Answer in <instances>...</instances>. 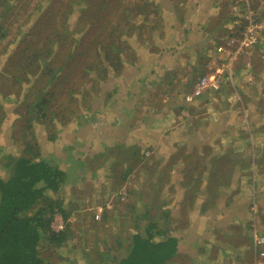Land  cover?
I'll return each mask as SVG.
<instances>
[{
	"label": "rangeland",
	"instance_id": "rangeland-1",
	"mask_svg": "<svg viewBox=\"0 0 264 264\" xmlns=\"http://www.w3.org/2000/svg\"><path fill=\"white\" fill-rule=\"evenodd\" d=\"M191 1L119 0L116 3L115 0H0V156L7 153L21 154L27 141L39 143L40 147L46 148L50 142L49 136L66 132V126L75 122L79 125L75 126L76 131H72L73 137L87 129H90L88 131L92 137L88 145L93 154L89 153L90 156H84L82 160L76 156L73 167L62 165L66 168L65 183L77 180L78 186L75 187L72 183L70 189L51 193L53 197L59 196L62 205L67 204L66 198L69 196L72 200L82 199L78 207L74 209L71 204L69 209L71 216L68 222L72 235L69 246L46 247L42 251L43 257L51 264H116L127 256L132 236L141 233L151 219L156 223L161 219L160 228L164 229L165 236L170 229L176 232L183 221V224L188 225L190 216L185 214L180 205L191 204L194 208L195 203L193 196H184L181 183L187 182L191 177L199 178L200 169L208 167L213 159H216L218 166L211 169L212 175L219 174L222 177L219 183L227 185L226 190L220 189L219 183H212L208 174H205L203 180H209L213 189L208 186L206 197L198 195V200L201 201L197 200L198 204L202 211L207 206L212 208L216 203V192L217 210L222 214L227 207V195L230 198V194H233L234 203L228 204V213L237 219L228 221L220 216H208L205 220L196 222V227L203 236L213 239L215 243L208 250V258L211 264H243L242 260L246 264H264V259H260L254 252L255 246L251 254L249 251L245 255L233 253L234 242L244 247L247 242L244 238H249L253 244L255 233L264 235V79H257V74L253 72L259 71L258 61H254V66L251 65V54L254 47L256 50L259 48L262 32L257 35L254 47L243 48L238 52L240 55L237 57H243L241 60L244 65L234 72L232 83H227L233 97L230 100L231 115L228 119H223L225 121H221L219 116H213L214 111L208 102L200 103L211 93L191 99V104H187L190 109L184 107L186 102L182 101L191 93L187 92L192 91L196 80L203 75L197 74V71L191 73L188 78L189 86L181 91L182 101L180 98L176 101L182 116L176 123L181 124L178 134L184 129L188 140L191 137L194 139V135L196 138L189 151L181 148L180 153L171 160L165 148L160 159L155 158V162L159 160V176L165 181L158 194H152L150 185V178L157 176L150 174L151 158L150 150L147 149L150 144L146 142L150 139V121L140 122L141 125L136 130L137 136L146 142L141 145L142 149H135L137 144L140 145L136 141L130 144L133 147L127 148L129 145L123 143L122 148L117 150L115 145L107 146L112 143L110 140L107 144L98 141L100 128L113 130L112 135L122 140L128 136L129 125H133L138 118H148V108L144 106L150 102V76L146 75L150 74V45L161 36L162 20H165L167 27L172 23V16L166 20V11L162 13L161 8L172 10L175 4L181 10L189 6ZM238 3V7L229 14L233 22L224 35L232 36L236 42L242 39L248 28V19L256 20L259 24L264 22V17L246 0ZM221 7L222 4L219 9ZM209 11L211 10L206 7L197 14L206 15L205 12ZM117 25L123 26L127 37L126 40H118L121 44L116 45L117 32L113 30ZM55 38L58 39V45L53 46L49 42ZM119 47L122 51H119ZM221 55L222 59L223 54ZM255 59L259 58L256 56ZM259 61H264V58ZM248 74L250 79L247 83L244 78ZM244 85L250 88L248 102L251 109H254L249 116L242 108L244 99L241 89H245ZM185 88L186 86L183 89ZM221 91L225 92L224 89ZM41 93L42 97L50 101L51 107L47 114L52 111L56 118L51 124L48 120L51 115L43 119V123L34 120L36 115L32 104ZM223 94L221 93L218 105L226 100ZM121 107L127 109L118 115L121 127L116 129L110 123L115 118L116 108ZM195 107H198L195 110L197 113L199 109L200 112L205 111L203 118H200L203 128L200 121L193 119L192 110ZM132 108L136 110L133 111L135 117L127 114ZM137 111L139 114H136ZM29 117L28 121L33 119L35 122L30 127L24 125ZM211 120L220 121L212 123L213 126L217 125L213 127ZM32 133L37 136V140L30 138ZM205 134H218L219 140L210 144L204 157H195L194 150L192 151L195 140L196 144L201 143L200 139ZM224 134L230 140L220 143ZM12 142L16 143L13 145ZM124 147L127 149L124 150ZM101 148L104 149L102 156L94 154V149L101 151ZM55 150V156L63 153L58 147ZM85 152L84 150L83 154ZM83 160L85 162H81ZM197 161L201 163L197 173H182L184 166L192 169ZM73 168L82 173V179L80 174H74ZM215 184H218L216 191ZM201 185L200 191L204 186ZM121 189L128 195L125 201L117 199V193ZM136 195L141 198V202L133 205L131 210L130 203ZM99 208L101 214L98 212ZM192 208H188L186 212H193ZM195 213L201 215L202 212ZM74 217L77 220H72ZM60 219L61 215L55 213L52 227ZM227 250L229 254L226 253ZM239 256L242 257L238 258Z\"/></svg>",
	"mask_w": 264,
	"mask_h": 264
},
{
	"label": "crops",
	"instance_id": "crops-1",
	"mask_svg": "<svg viewBox=\"0 0 264 264\" xmlns=\"http://www.w3.org/2000/svg\"><path fill=\"white\" fill-rule=\"evenodd\" d=\"M220 1L221 2L216 0H192L188 4L189 6H185L181 10L177 9V5L175 4L172 7V10L171 9L166 10L161 8L162 13L166 11V14L164 15V17L167 18L166 20H169L172 16V18L170 19L172 23L169 25V27H167L165 26L164 24L165 20L163 19L161 22L162 25L161 36L156 40H154L150 45L152 47L150 49V74L149 73L146 74L147 77L150 76V79L148 78L150 82V98H149L150 102H148L144 106L148 108L147 110V112H149L148 118L139 119L138 117H136L138 119L133 124L135 126L133 125L128 126L129 129L128 136H125V138L124 139L122 138V140L120 139V137L113 136L112 135L113 130L111 129H104L103 127L98 130L99 131L98 141L100 143L107 144L109 143L108 140H110L112 141V143H109L107 146L115 145L117 146L116 150L120 148L123 145V143L128 144L129 146L127 148H129V147H133L130 144L133 143V141H136L139 142L140 145L137 144L135 149H139V148L142 149L141 145L143 144V142L144 143L149 142L150 146L147 145L148 146L147 149L150 150V158H151L150 174L157 175L150 178V183H151L150 185H152V194L154 195L158 194L161 186L165 184V181L159 176V169L157 165L159 160L155 162L154 161L155 158L160 159L161 152L165 148V150H167L168 153L170 154L169 156L171 160L172 158L176 157L178 153H180L181 148L185 149L186 152L189 151L192 146L191 143L196 138V135H194V139L191 137V139L188 140L187 138L188 135L183 132L184 129L180 134H178L177 130L181 124L176 123V121L180 117L182 118V116L179 114L180 106L178 107L176 101L178 98H180V100L182 101L181 91L183 90L185 91L189 86L190 81H188V78L190 77L191 73L197 71L198 72L197 74L202 73L203 75H208L210 73L211 74L215 73L217 69L223 71L224 79L221 81L220 90L215 93L207 92V91L204 92L203 96L210 93L212 95H210L206 99L201 100L200 103H204L203 101H205V103L208 102V104L211 105V110L214 111L213 116L214 117L219 116V118H222L221 121L223 119H228L231 115L232 106L230 105L231 104L230 100L233 96L230 93L231 89L227 83L229 84L232 83L234 72L238 71L240 66L244 65L243 61L241 60L243 59V57H236L234 54L230 55V53L232 54L234 52V48L232 47L230 49H226L230 53L228 52H226L225 54L222 53L223 57L221 59L222 55L216 52V48L224 43V40L226 39V36L224 37V35L225 33H228V28H230V25L232 26V22H233L230 20L229 14L232 13V11L236 7H238L236 5L240 4L238 3V1L241 2V0H220ZM246 2L251 4V6L254 7L255 11L264 17V0H246ZM221 4H222L221 7L222 9H219ZM180 5L181 4L179 3L178 6ZM206 7L209 8L211 11L205 12L206 15L197 14L203 8ZM220 13L225 14L226 16H221L222 15L221 14L220 17L219 16ZM231 32L232 30L230 31L229 34H231ZM263 45H264V35L262 36L261 42L258 45L259 48L256 50L254 49L255 48L254 47L253 53L251 54L252 55L251 65L254 66V61H258L259 71L258 72L253 71L257 74L256 76L257 79L258 78L264 79V70H261L264 68L263 66L264 61H259L260 58H264ZM261 47L263 49H261ZM227 55L229 57H227ZM256 56L259 59H255ZM226 62L228 63L230 62V64L228 65ZM228 72L230 73V75L227 76L228 77L227 79V77H225V74ZM249 76L250 74H248L247 77L244 78V81H246L247 83L249 82L250 79ZM184 86H186L185 89H183ZM244 86L245 89H241L242 91L240 90L244 99V102L242 103V108L244 112L247 111L246 113L249 116V113H251V111H253L254 109H251L250 103L248 102L250 95V88H248L247 85ZM223 89L225 90V92L221 91ZM190 92L191 90L188 91L187 94H189ZM221 93H224L223 94L224 99L226 100L224 103H222V105H218L217 102L221 100ZM182 102H186L184 103L185 108H189V109L191 108L189 105H187V104H191L190 101L184 99V101ZM198 107H195V109L192 110L194 114L193 119H195V121L198 120L201 122L200 118H203L202 114H204L205 111L200 112L199 109L197 113V111L195 110ZM125 109L127 108L125 107H121L120 109L116 108L115 111L116 115L114 116L115 117L114 120L110 123V125L112 124L111 126L114 125L117 127L116 129H120L121 125L117 118L120 113L123 114L125 112ZM134 110L135 109L133 108L129 109L127 111V114L130 116H134L135 114V112H133ZM136 114H139L138 111L136 112ZM205 119L206 118H204V120ZM144 120L145 123H149L150 121V139H148V141L146 142L136 134V130L141 125L140 122L142 123V121ZM215 121L219 122L220 120H215ZM215 121L211 120L212 126L213 124H217ZM78 125H79L78 122L71 123L70 125L66 126L67 128H65L64 130L66 132H63L62 134H58V138L55 141L49 142L46 148L41 147V153L46 151L47 153L44 154L53 157L54 163L59 165L58 167L61 168L62 170L64 168L62 165L65 164V166L67 165L66 167L68 168L73 163H76L75 160H77V157L82 160L84 156L87 157L90 156L91 153L93 154V151L89 149V145H88L92 141V137H90L88 131L90 129H87L88 132L86 131L84 133H80L76 137H73L74 134L72 133V131L73 130L76 131L75 126ZM200 125L203 128L202 122L200 123ZM216 126L217 125L213 127ZM117 131L119 132L120 130ZM222 137L220 139V143L228 142L230 140L226 134H224ZM218 140H219L218 134L217 135L205 134V136L200 139L201 143L196 144V140H195V145L192 148V151L194 150L193 155H195V157H204L203 155L210 147V144L212 145L213 142H217ZM57 147L63 151V153L60 156H55V151H56L55 149ZM106 148L107 147H105V149ZM127 148L124 147L123 149L126 150ZM204 149L205 151L203 152ZM84 150L86 151L85 154H83ZM94 150H95L94 154L96 155L99 154V156H102V154L104 153L103 148L100 149L101 151H98L96 149ZM134 153L139 155V152L135 151ZM151 155H153V157H151ZM81 162H85V161L83 160ZM195 164H196L195 167L192 169H188L184 166L185 169H183L182 173H185L186 175L197 173L196 168L198 166H201V163L197 161ZM84 166L85 163L82 164V167ZM73 169L75 174V172L77 171H75V168ZM64 171H66V168H64ZM77 173L80 174V177L82 179V173L80 172ZM199 173H203V171H199ZM191 178L189 180L186 178V180L188 181L181 183V187H182L181 189L184 190V194H185L184 196L186 195L193 196L195 207L192 208L191 204L180 203L182 204L180 205L182 209L185 210V214L190 216L189 223L188 225L183 224V222H185L183 221L182 224L179 227H177L178 229L176 232L170 229L168 234H166V236H172L177 238L178 240L176 255L170 261H168L169 262L168 264H202L203 262H207V261H210V263L209 262L207 263L211 264V260L210 258H208L207 253L208 250H210V248L215 243L213 239L210 240L209 237L203 236V234L196 227V222L198 223L201 220H205L208 216H213L215 218L222 217L228 221L230 219H232V221H236L237 219L236 216L234 215L229 216L228 213L230 212L228 204L230 202L231 204L234 203L233 194H230V198L227 195L228 197V198L226 197L227 203H225L227 207L225 206L226 209L225 211L222 212V214L219 213L217 210L218 194L216 192L214 194L216 199V203L213 204L214 208L213 207L211 208V206H207L205 208V211L204 210L202 211L201 210L202 207L200 208V204H198L199 201L198 193L201 192L199 190L200 186L197 185L198 180L196 178L194 179L192 178L193 180ZM77 182L78 181L76 180V182H69L68 184L65 183L64 186L60 189V191L70 189L72 183L75 187L78 186ZM209 187L213 189L211 185ZM66 199H67V204L64 206L66 207L68 206V208H71L70 206L71 204H73L72 208L75 209V207H77L78 205H80V203H82L81 198H76L72 200V197L69 196ZM177 207L179 209V206ZM188 208H192L194 211L188 214L186 212ZM99 210L100 208L98 209V212ZM230 210H232V208H230ZM195 211H200L202 213L201 215H199L195 213ZM72 220H77V219L76 217H74ZM232 226L235 227V224L234 225L232 224ZM245 240H247V242L244 245V247H240V244H235L234 242L233 253H237V254L243 253L244 255L245 252L247 253L248 251L250 254L251 251L253 253L254 245L251 244L249 238L247 239L244 238V241ZM251 246L252 249H250ZM226 253L229 254V251L227 250ZM240 257L242 256H239L238 258ZM242 263L246 264V261L242 260Z\"/></svg>",
	"mask_w": 264,
	"mask_h": 264
},
{
	"label": "trees",
	"instance_id": "trees-1",
	"mask_svg": "<svg viewBox=\"0 0 264 264\" xmlns=\"http://www.w3.org/2000/svg\"><path fill=\"white\" fill-rule=\"evenodd\" d=\"M115 1L117 3L119 0ZM123 29V26L117 25L113 30L117 32L116 45L121 44L119 41L122 39L126 40L127 33H124ZM51 41L49 43H53V46L58 45L57 38ZM118 49L122 51V48ZM32 106L36 115L34 120L43 123L42 120L51 115L48 119L51 124L56 119L52 111L47 114L49 113L47 110L51 107L50 101L42 97V93ZM29 119L30 117L25 120V126L30 127L35 123L33 119L28 121ZM30 138L37 140V136L33 133ZM48 138L53 142L58 138V133H53ZM15 143L12 142L13 145ZM53 160V157L41 153L39 143H31V141L24 143L21 154L7 153L0 156V264H51L43 257V249L69 246L72 237L68 222L71 216L70 208H66L65 204L62 205L58 196L51 195L59 192L64 186L66 173ZM215 166L217 167L218 164L216 159H213L208 167L200 169L203 171L201 176L196 177L197 185H204L198 193L200 197H206L205 193L210 186L209 180H203L205 174H208L212 183H219L222 179L219 174L212 175L211 169ZM219 185L222 190L227 186L221 183ZM217 189L218 184H215L214 190ZM139 202L141 198L136 195L134 201L130 203L132 207L130 208L133 209V205ZM55 213H59L63 220V229L59 232L51 228ZM159 220L161 219L156 223L151 219L141 233L132 236L127 256L116 264L169 263L168 261L176 255L178 240L172 236H165ZM254 252L259 256L258 250L255 249Z\"/></svg>",
	"mask_w": 264,
	"mask_h": 264
},
{
	"label": "built area",
	"instance_id": "built-area-1",
	"mask_svg": "<svg viewBox=\"0 0 264 264\" xmlns=\"http://www.w3.org/2000/svg\"><path fill=\"white\" fill-rule=\"evenodd\" d=\"M260 32H262L261 35L263 36L264 22L259 24L257 23L256 20L248 19V28L243 33L242 39L240 38V40L236 42L232 38V36H228L226 37L224 43L216 48V52H218L219 54L220 53L225 54L226 52L230 53L226 49H230L233 47L234 48L233 54L236 55L237 57L238 55H240V53L238 52L241 49L243 48L250 49L251 47H254V44L257 41V35L260 34ZM227 57L229 56L227 55ZM223 75H224L223 71L217 69L213 74L210 73L208 75H202L201 77H199L196 80L191 93L188 96H186V100L191 101V99L193 98L200 97L206 91L214 92V93L218 92L220 90L221 81L224 79ZM225 77H227V73L225 74ZM127 198L128 195L124 189H121L117 193L118 200L125 201ZM99 212L101 213V210H99ZM96 218L98 219L99 217ZM56 222L57 223L54 224L53 227L51 225V228L59 232L63 229V220L60 219V221H56ZM253 242H254V246L256 247V250H258L259 257L264 259V235L260 236L257 233H255L253 237Z\"/></svg>",
	"mask_w": 264,
	"mask_h": 264
},
{
	"label": "clouds",
	"instance_id": "clouds-1",
	"mask_svg": "<svg viewBox=\"0 0 264 264\" xmlns=\"http://www.w3.org/2000/svg\"><path fill=\"white\" fill-rule=\"evenodd\" d=\"M225 41V40H224ZM188 96V95H187ZM201 97V96H200ZM198 98V97H197ZM186 99V98H185ZM253 245H254V242H253Z\"/></svg>",
	"mask_w": 264,
	"mask_h": 264
}]
</instances>
